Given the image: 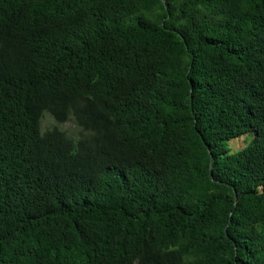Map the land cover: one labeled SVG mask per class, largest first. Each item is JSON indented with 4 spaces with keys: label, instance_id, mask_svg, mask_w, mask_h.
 Returning a JSON list of instances; mask_svg holds the SVG:
<instances>
[{
    "label": "trees",
    "instance_id": "trees-1",
    "mask_svg": "<svg viewBox=\"0 0 264 264\" xmlns=\"http://www.w3.org/2000/svg\"><path fill=\"white\" fill-rule=\"evenodd\" d=\"M0 264H264V0H0Z\"/></svg>",
    "mask_w": 264,
    "mask_h": 264
},
{
    "label": "rangeland",
    "instance_id": "rangeland-1",
    "mask_svg": "<svg viewBox=\"0 0 264 264\" xmlns=\"http://www.w3.org/2000/svg\"><path fill=\"white\" fill-rule=\"evenodd\" d=\"M55 123L54 119L51 117L47 116L42 119V130L51 127ZM58 126L61 129H69L70 132H76L75 126L71 122H64V123H59ZM255 136V132L249 131L243 135H240L239 137L233 138L229 140L227 146L229 148V151L231 153L236 152L246 146L248 142H250Z\"/></svg>",
    "mask_w": 264,
    "mask_h": 264
},
{
    "label": "water",
    "instance_id": "water-1",
    "mask_svg": "<svg viewBox=\"0 0 264 264\" xmlns=\"http://www.w3.org/2000/svg\"><path fill=\"white\" fill-rule=\"evenodd\" d=\"M162 1H164V0H162ZM208 151H209V147H208ZM209 153H210V151H209ZM210 157H212L211 153H210ZM210 177H211V179H213V176H212V163H210ZM234 196H235V198L237 197V193H236L235 190H234Z\"/></svg>",
    "mask_w": 264,
    "mask_h": 264
},
{
    "label": "clouds",
    "instance_id": "clouds-1",
    "mask_svg": "<svg viewBox=\"0 0 264 264\" xmlns=\"http://www.w3.org/2000/svg\"><path fill=\"white\" fill-rule=\"evenodd\" d=\"M43 119V118H42Z\"/></svg>",
    "mask_w": 264,
    "mask_h": 264
}]
</instances>
